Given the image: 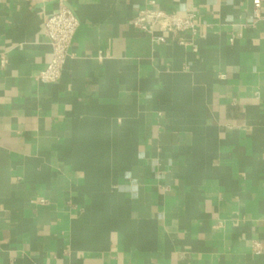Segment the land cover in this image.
<instances>
[{
  "label": "crops",
  "instance_id": "0c3cea01",
  "mask_svg": "<svg viewBox=\"0 0 264 264\" xmlns=\"http://www.w3.org/2000/svg\"><path fill=\"white\" fill-rule=\"evenodd\" d=\"M149 1L197 33L135 30ZM60 7L78 27L40 84ZM252 10L0 0V264H264V0Z\"/></svg>",
  "mask_w": 264,
  "mask_h": 264
},
{
  "label": "built area",
  "instance_id": "2783aa9c",
  "mask_svg": "<svg viewBox=\"0 0 264 264\" xmlns=\"http://www.w3.org/2000/svg\"><path fill=\"white\" fill-rule=\"evenodd\" d=\"M252 7L253 16L257 18L260 0H252ZM195 19L196 16L193 13L178 16L172 11L161 10L154 1H149L147 6L134 13L130 23L135 30L149 35L154 42H164V34H169L175 36V41L179 45H185L186 42L181 34L189 32L195 35L197 33L198 24ZM77 27L76 17L64 7L43 18L42 33L48 40L51 52L45 69L35 76L36 82L52 84L60 79L63 66L70 57L69 50ZM156 32L159 35H155ZM5 63V57L0 56V65L3 67ZM254 249L257 251V247Z\"/></svg>",
  "mask_w": 264,
  "mask_h": 264
}]
</instances>
